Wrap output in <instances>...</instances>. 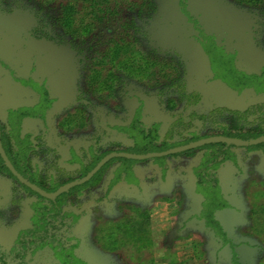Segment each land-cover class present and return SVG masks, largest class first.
<instances>
[{
  "label": "rangeland",
  "instance_id": "374dc122",
  "mask_svg": "<svg viewBox=\"0 0 264 264\" xmlns=\"http://www.w3.org/2000/svg\"><path fill=\"white\" fill-rule=\"evenodd\" d=\"M97 1L104 11L96 18L87 15L86 0L75 1L73 29L85 31L79 42L53 22L67 0H0V123L7 124L9 111L37 106L19 132L36 144L33 167L47 181H79L95 155L113 143L126 145L124 133L114 127L127 124L137 108L145 128L156 123L162 135L171 126V113L154 90L139 82L113 85L112 91L101 86L103 102L85 89L88 67L101 81L114 68L97 60L112 40L123 37L125 19H133L139 32L112 65L138 50L174 57L187 90L198 94L195 112L244 113L245 125H264V93L233 88L227 77L229 69L244 75L264 72V9L235 0H150L152 7L139 18L126 0ZM216 122L198 121L189 130L203 134L218 127ZM229 151L232 158L217 171L227 207L215 217L224 236L201 218L202 198L191 172L201 151L161 164L135 163L127 170L130 182L114 161L89 186L60 197L62 213L75 217L67 227L73 256L84 264H264V148ZM116 175L118 182L110 185ZM36 200L0 174V264L31 227ZM143 212L149 224L135 233L132 227L142 222ZM27 264L61 263L45 247Z\"/></svg>",
  "mask_w": 264,
  "mask_h": 264
},
{
  "label": "trees",
  "instance_id": "16d2710c",
  "mask_svg": "<svg viewBox=\"0 0 264 264\" xmlns=\"http://www.w3.org/2000/svg\"><path fill=\"white\" fill-rule=\"evenodd\" d=\"M48 4L51 0H41ZM76 0H67L64 5L60 6L59 12L54 17L55 24L65 30L72 39L78 38L79 42L85 37L84 30L73 29V15L75 12ZM138 3H132L126 0V4L130 11H136L137 16L142 17L144 11H148V7H152L150 0H138ZM237 3L247 5L249 7H258L264 9V0H235ZM89 3L87 7V15L96 18V13L104 11L97 9L95 4L97 0H86ZM107 9H105L106 11ZM96 11V12H95ZM85 25V29H87ZM83 28V29H84ZM123 37L117 40H112L107 49L99 55L98 64L114 66L112 71L104 80H100V75L97 71L87 68L84 75L85 89L91 95L92 99H98L103 102L105 99L103 88L112 91L113 85L131 81H136L142 84L148 90H154L160 98L163 108L172 115L170 128L165 134H160L159 127L156 123H150L145 128L142 121L139 119L138 108L132 119L125 125L115 126L116 130L124 133L127 144L119 146L118 143H113L108 150L98 153L94 156L92 162L82 171L80 178L87 175L106 155L109 153H124L138 156L147 155L150 153L165 152L170 149H175L185 145H190L202 139L209 137H228L240 142H247L264 137V125H255L254 127L245 125V114L231 112L221 109H215L206 115L198 114L192 108V105L197 102L198 94L188 91L184 81V70L180 67L178 61L175 62L174 57H157L155 54L139 53L136 51L133 55L128 56L119 66L112 65L111 62L118 58L119 51L126 50L133 46V34L139 32V27L133 19H125L122 23ZM84 36V37H83ZM133 36V37H132ZM132 38L131 39L128 38ZM127 38V39H126ZM83 41V40H82ZM113 52L112 55L110 52ZM132 54V53H131ZM87 72V73H86ZM229 83L233 88L244 89L254 88L256 93H264V72L259 75H244L233 73L231 69L227 71ZM87 92V91H86ZM88 103V102H87ZM34 107H21L8 112L7 124L0 123V144L5 152L12 168L21 175L22 178L29 183L37 186L46 193H53L62 185L69 181H47L46 177L33 167V158L36 154V144H32L28 135H20L19 127L24 117L35 113ZM215 122V128H206L203 134L192 132V126L196 127V122L200 121ZM182 127V128H180ZM175 128V134L172 129ZM177 129L186 130L187 135H183ZM37 138V136L35 137ZM237 147L226 142H212L201 145L184 152L152 158L153 162L163 163L167 158L179 159L181 157H191L195 153L201 151V157L192 167L193 182L195 193L202 198L201 218L204 220L205 227L211 228L217 235L224 236L223 229L215 217L217 211H221L227 207L226 201L222 197L219 187L217 171L224 162L232 158L230 148ZM246 148H264V143L248 146ZM149 160V159H147ZM114 161H118L126 170L123 178L130 182V174L127 172L135 163L145 162L146 160H132L126 157L113 158L109 160L102 168L87 182L72 187L63 194L48 199L29 186L20 182L5 165L0 156V174L7 175L11 178L19 188L36 197L34 210L31 216L32 223L29 229L21 232V236L16 242L15 250L2 257L1 264H27L28 259L36 250L50 247L53 250L54 256L61 264H84L82 261L73 256L75 245L69 243L67 234L68 219H75L72 215L62 213L60 197L73 191L89 186L106 168ZM162 172V171H161ZM119 175H116L110 185L118 182ZM129 179V180H128ZM142 222H136L132 227L135 233L143 231L145 225L149 224V216L144 212L141 214ZM127 227V226H126ZM128 228V227H127ZM232 259L236 263V254L232 251ZM237 264V263H236Z\"/></svg>",
  "mask_w": 264,
  "mask_h": 264
},
{
  "label": "water",
  "instance_id": "95a60500",
  "mask_svg": "<svg viewBox=\"0 0 264 264\" xmlns=\"http://www.w3.org/2000/svg\"><path fill=\"white\" fill-rule=\"evenodd\" d=\"M212 142H226V143H231V144H233L235 146H238V147H248V146L264 143V137L256 139V140H252V141H247V142H240V141H237L235 139L228 138V137H209V138L202 139V140H200L198 142H195L193 144H190V145H185V146L178 147V148H175V149H170V150H167L165 152L150 153V154L143 155V156H138V155H133V154H124V153H109L87 175H85L79 181L67 183V184L59 187L53 193H46V192L42 191L40 188H38L37 186L29 183L27 180L22 178L21 175H19L12 168L11 163L9 162L5 152L1 148V144H0V156L2 157L5 165L11 171V173L20 182H22L23 184L29 186L32 190H34L35 192H37L38 194H40L41 196H43L45 198L54 199L55 197L63 194L64 192H66L70 188L78 186V185H81V184L87 182L90 178H92L102 168L103 165H105L109 160H111L113 158L126 157V158L132 159V160L152 159V158H156V157H162V156H167V155H172V154L184 152V151H187V150H190V149H193V148H197V147H199L201 145H204V144H207V143H212Z\"/></svg>",
  "mask_w": 264,
  "mask_h": 264
},
{
  "label": "crops",
  "instance_id": "0c3cea01",
  "mask_svg": "<svg viewBox=\"0 0 264 264\" xmlns=\"http://www.w3.org/2000/svg\"><path fill=\"white\" fill-rule=\"evenodd\" d=\"M188 240L191 241V239H188ZM188 240H187V241H188Z\"/></svg>",
  "mask_w": 264,
  "mask_h": 264
}]
</instances>
